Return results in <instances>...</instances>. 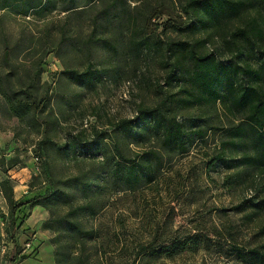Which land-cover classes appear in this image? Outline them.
Wrapping results in <instances>:
<instances>
[{
  "label": "rangeland",
  "instance_id": "374dc122",
  "mask_svg": "<svg viewBox=\"0 0 264 264\" xmlns=\"http://www.w3.org/2000/svg\"><path fill=\"white\" fill-rule=\"evenodd\" d=\"M52 2L49 18L54 21L63 14H59L57 2ZM157 2L173 17L184 19L180 11L184 0H127V5L146 9ZM2 5L0 0V8ZM16 13L14 8L0 10V70L4 44L12 45L21 31L26 39L35 36L34 43L42 27L41 20ZM88 14L71 16L83 20V37L91 24ZM237 25L228 20L207 31L168 29L160 36L159 31L153 32V40H162L155 52L130 58L122 53L114 64L109 63V53L98 48H90L89 56L78 48L47 50L41 81L48 85L49 102L42 117L52 113L56 121L43 133L41 126L29 128L0 114V163L4 169L0 168V181L9 178L14 188L16 179L22 180L17 193L26 191V198L20 201L51 192L54 197L44 201L45 207L21 209L13 225L6 206L4 213L1 209L0 197V246L4 250L0 264H249L248 257L244 261L239 253L264 254V208L246 205L235 210L247 199H264V173L209 161L226 143V128L243 122L240 117L220 106L206 109V137L195 139L186 154H165L155 188L128 190L114 179L113 163L108 160L115 154L114 147L130 161H137L146 148L161 150L159 142L151 140L139 147L123 132L110 128L136 118L141 109L160 107L166 116L172 115L171 101L183 96V86L188 87L179 78L190 65L183 48L242 65L230 45ZM34 47L39 51L40 47ZM18 51L10 60L21 73L40 58ZM175 58L178 68L171 77L169 65ZM89 61L97 68L110 69L94 87H81L61 75L65 67L82 73ZM177 112L186 128L187 117L199 114L184 108ZM141 128L140 124L138 130ZM237 171H242L243 179L236 178ZM173 238L183 240L180 252L149 251L151 245L158 247Z\"/></svg>",
  "mask_w": 264,
  "mask_h": 264
},
{
  "label": "trees",
  "instance_id": "16d2710c",
  "mask_svg": "<svg viewBox=\"0 0 264 264\" xmlns=\"http://www.w3.org/2000/svg\"><path fill=\"white\" fill-rule=\"evenodd\" d=\"M52 1L2 0L0 10L14 8L16 14L25 19L35 17L41 20L42 27L34 43L35 36L30 35L26 39L24 31H21L12 45L5 43L3 46L0 114L8 115L29 128L40 129L41 126L43 133L56 121L52 113L42 117L48 106L49 89L47 83L41 81V66L50 48L59 51L78 48L85 50L88 56L91 54L90 48H98L109 53V63L114 64V58L122 53L130 58L155 52L162 40L157 37L153 40V32L159 31V36L168 29L194 33L219 28L221 23L235 20L238 25L231 33L230 45L243 64L220 61L212 54L200 56L192 49L183 48L181 51L187 56L190 65L179 78L183 82L186 80L188 87L184 89L183 86V96L171 101L172 115L166 116L160 107L141 109L136 118L121 120L110 128L111 132H123L126 139L133 140L139 147L147 141L159 142L162 151L155 147L146 148L139 154L137 161H130L120 149L114 147L115 154L110 155L108 160L113 163L111 174L114 179L124 183L128 190L134 191L142 186L155 188L165 154H186L195 139L204 140L209 121L203 115H206V109L220 106L224 112L240 117L243 122L226 128V143L221 144L216 155L209 158L211 165L215 162L229 168L241 165L244 170L250 168L264 173V0H184L180 6L184 19L180 15L173 17L158 2L149 5V8L140 9L139 5H127V0H55L59 14L63 15L54 21L49 18ZM86 12L89 13L91 24L86 27L87 35L83 37V20L79 22L78 19H71V16H82ZM152 20L156 22L151 23ZM147 27L151 29L150 33ZM34 46L40 47L39 51H34ZM17 50L18 54L20 51V54L28 53L29 56L39 54L40 58L21 73L10 60ZM177 60L175 58L169 65L171 77L176 75ZM93 64V61H89L82 73L65 67L61 75L69 82L92 88L103 74H110V69L97 68ZM181 108L199 111L198 115L187 117L190 122L188 128L177 119V110ZM140 124L141 131L138 130ZM120 160L124 161L122 165ZM0 168L4 171L1 163ZM235 174L237 179H243L242 171ZM0 193L12 225L21 209L28 206L45 207L44 201L54 197L51 192L44 197L16 201L9 178L0 181ZM246 205L262 209L264 199L256 202L247 199L235 210ZM182 244L183 240L173 238L158 247L151 245L149 251L155 252L159 248L180 252ZM247 257L249 264H264V254L250 251L246 256L239 253L240 259L247 261Z\"/></svg>",
  "mask_w": 264,
  "mask_h": 264
},
{
  "label": "crops",
  "instance_id": "0c3cea01",
  "mask_svg": "<svg viewBox=\"0 0 264 264\" xmlns=\"http://www.w3.org/2000/svg\"><path fill=\"white\" fill-rule=\"evenodd\" d=\"M13 180H15V179H13ZM17 181H16V185H15V187L13 188V196H14V199L16 200V201H20L21 199H25L26 197H24V195L26 194V191L25 192H23L22 191V193L20 192V193H17V189H18V187H21L22 185H23V183H22V180L20 181L19 179H16ZM0 197L2 198V200H3V203H2V205H1V209L3 210V213L5 212L4 211V207L6 206V203H5V200H4V198L2 197V195H1V193H0ZM6 208H7V206H6Z\"/></svg>",
  "mask_w": 264,
  "mask_h": 264
},
{
  "label": "built area",
  "instance_id": "2783aa9c",
  "mask_svg": "<svg viewBox=\"0 0 264 264\" xmlns=\"http://www.w3.org/2000/svg\"><path fill=\"white\" fill-rule=\"evenodd\" d=\"M27 247H29V244L27 245ZM4 255V250L3 248L0 246V257H2Z\"/></svg>",
  "mask_w": 264,
  "mask_h": 264
}]
</instances>
